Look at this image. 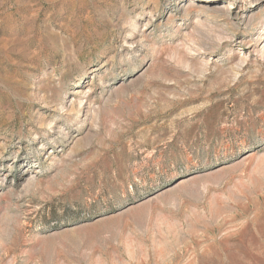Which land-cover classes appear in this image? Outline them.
I'll use <instances>...</instances> for the list:
<instances>
[{
	"label": "rangeland",
	"instance_id": "1",
	"mask_svg": "<svg viewBox=\"0 0 264 264\" xmlns=\"http://www.w3.org/2000/svg\"><path fill=\"white\" fill-rule=\"evenodd\" d=\"M0 264H264V0H0Z\"/></svg>",
	"mask_w": 264,
	"mask_h": 264
}]
</instances>
